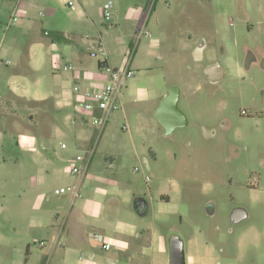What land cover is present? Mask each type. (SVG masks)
<instances>
[{
  "label": "rangeland",
  "instance_id": "obj_1",
  "mask_svg": "<svg viewBox=\"0 0 264 264\" xmlns=\"http://www.w3.org/2000/svg\"><path fill=\"white\" fill-rule=\"evenodd\" d=\"M66 1L0 0V62L8 60V68H19L27 48L34 73L33 79L10 77L18 81L17 93L56 96L61 87L72 85L73 71L67 68L71 59L59 52L67 43H51L39 28L57 30L48 8L64 25L75 23V11ZM158 8L164 15L157 30L162 45L154 58L147 55L145 37L133 49L135 75L125 81L121 108L99 135L89 123L70 125L67 113L55 109V131L37 140L35 163L28 147L16 153L19 164L11 160L13 153L0 152V201L28 203L34 196L35 212L41 217V225L30 226L28 207L23 223L15 221L14 209L0 215V228L6 227L2 224L6 217L18 225L19 233L7 246L0 236V264L12 263L11 245L23 240L29 245L28 264H111L106 258L109 248L120 252L114 264H132L133 258L168 264L170 234L184 240L186 264H264V0H169ZM99 12L97 8L101 21ZM119 34L121 29L113 26L100 34L117 67L128 58L127 49L123 54L118 50ZM95 36L98 33L91 35ZM179 37L203 44V57L190 51L179 65L176 55H185ZM247 47L255 62L240 72L236 67L242 68ZM214 62L224 71L220 81L197 76L198 67ZM172 85L181 88L178 107L187 124L166 135L154 109ZM61 142L67 148L62 149ZM77 154H90L82 198L75 199L76 206L86 204L89 223L84 228L90 250L70 247L64 240L54 246L50 239L64 226L72 200L70 194H55L54 189L79 179L69 171ZM19 168L27 175L25 182L11 174ZM22 186L26 191L15 194ZM128 192L143 196L155 217L141 220L131 201L123 203L118 221L109 222L103 205L114 194L124 199ZM161 194L169 195L168 204L160 200ZM208 203L213 204L212 214L206 210L211 209ZM235 207L244 208L247 218L232 223ZM119 223L132 224L142 233L135 247H121L107 234L106 230L113 234ZM93 233L103 234L109 248L99 247L91 239ZM154 233L161 245L158 250L151 243ZM3 234L10 237V232Z\"/></svg>",
  "mask_w": 264,
  "mask_h": 264
},
{
  "label": "crops",
  "instance_id": "obj_2",
  "mask_svg": "<svg viewBox=\"0 0 264 264\" xmlns=\"http://www.w3.org/2000/svg\"><path fill=\"white\" fill-rule=\"evenodd\" d=\"M65 1L66 0H64V2ZM69 1L72 2V6L68 5L67 2ZM107 1L112 2V14L110 21H104L103 17L101 21H99V18L96 16V9L98 8L99 11L102 12L103 4ZM160 2H162L163 5H167L169 0H67V6L74 9L75 11V23H70L69 21L68 24L64 25L61 20L55 16V11L52 8H48L49 19L57 30H55V32H50L43 26H40L39 28L44 37L49 36L48 40L51 43H67V47L62 50L59 48V52L60 54L70 57V63L76 67V70L72 73L69 81H71V83L80 82L83 85H92L95 79H99L100 75L96 70V61L88 56V51L91 45V40L96 37H101L100 34H102L104 29L110 30L112 26L121 29L122 34H119L115 37L118 45H120V48L118 49L120 53L123 54L124 50L130 47H134L133 49L137 48V46H139L141 43V38L145 37L147 39L145 46H149L147 55L149 57H155L157 54L156 48L159 49L162 45V40L157 33V30L159 29L158 23L162 20V18L164 19L162 10L158 8ZM43 14L44 13L42 12L41 15ZM245 16L246 15L244 14L242 17L246 18ZM141 28L147 29L150 32V36H141V38L136 41L135 33ZM81 29H83V31H81ZM95 32L98 33L99 36L91 37V35L93 36V33ZM177 40L179 45L181 44L183 47L182 52L185 51V55L183 54L182 57H180L178 54L176 55L178 63L180 60L182 61L184 57H186V54L188 55L190 51L194 55H202L203 44H200L201 46L198 45V40L191 41L190 37L187 40H184L183 38L181 39V37H179ZM250 49V47L245 49V53L248 54V57L244 60L242 68L240 64H238L236 67V69H238L240 72L243 70V68L249 70L252 63L254 64L255 62L252 60L255 58H252L253 55ZM133 56L134 55L132 53L131 59L129 61V66L131 68ZM111 57L112 54L110 53L108 55L109 65L117 67V65L112 64ZM28 58V50L25 48L21 66L19 68H8V60L0 62V152L3 150L5 152L6 150L9 153H13V155L10 156L11 160L15 161L17 164L20 162L18 157L19 154L16 153L23 151L24 147L29 148V152H31L30 158L33 159V163H35V157L38 155L35 151L37 140H39L42 135L50 136L53 129L55 131L53 123H55V120H57L58 117L55 118L53 111L56 109L57 111L61 110L62 112L67 113L71 110V107L64 106L63 102L59 100L60 94H62V92L68 89L70 86L61 87L59 93L56 96H47L42 98H30L24 94L17 93L18 86L15 84L18 83V81L16 79H11L10 77L14 75H24L29 76L32 79L34 78V73L29 66ZM208 65L209 64H205L195 70L198 77L204 73L205 68ZM188 78H190V76H188L186 79ZM144 98L148 99L147 95L146 97L144 96ZM161 100L156 102L155 109ZM48 119H50L52 122H50V120L48 122ZM79 142L80 141H78L76 144H79ZM11 174L16 175L19 181L25 182V177L27 175L22 169H16ZM85 175H76L79 178L77 182L67 184L76 186L80 196L75 197L71 193H65L70 194L72 200L69 204V211L66 216L64 226L56 234L50 235V239L53 241L54 246H57L62 240H64L66 243H69L70 247L80 250H90V242L87 239V233L85 234L84 228L89 223V217L85 210L86 204L84 205L81 203L79 206H76L75 204V199L82 198L81 188ZM25 191V187L22 186L20 189L15 191V194H20V192ZM130 193L131 192H128L124 199H120L114 194L106 201L105 205H103L102 208L104 209L105 218L109 222L112 223L114 221H118L121 215L123 203L131 202L135 197V195L132 197ZM31 198L32 201H29L28 203H26L24 199L17 200L15 202L7 200L4 202L0 201V215L9 209H14L11 211V213L12 216L14 215L15 221H17V223L20 221L23 223V219L26 217V208L28 207L32 210V212L28 215L29 224H31L30 226H33L32 224L35 222H37L38 226L41 225L40 214L35 212V197L33 196ZM168 203L169 202H166L165 204ZM134 212L138 218L141 220H146L144 217L139 216L135 210ZM2 220H4V222L2 221V224H4L6 227L0 228L2 229L0 236H2V239L4 240L3 243L7 246L13 236L19 235L18 225H12V223H10L6 217L2 218ZM106 231H108V235L117 239L121 247H135V243H139L140 236L142 234L141 232L140 235L137 233L136 227L134 225L125 223H119L116 227V230L113 231V234L109 230ZM9 232L10 237L4 236L3 233L6 234ZM158 238L159 237L156 233L152 235L151 243H153L155 246V250H158L161 246ZM26 242V240H23L19 245H11L13 255L11 264H28L29 245L24 244ZM41 242L43 243L41 247H45L46 245L44 242ZM146 242L147 241L144 243ZM93 255L94 253L90 251V256L92 257ZM106 258L111 264L117 263L120 260L119 249L109 248ZM133 259L134 263L132 264H152V258Z\"/></svg>",
  "mask_w": 264,
  "mask_h": 264
},
{
  "label": "built area",
  "instance_id": "obj_3",
  "mask_svg": "<svg viewBox=\"0 0 264 264\" xmlns=\"http://www.w3.org/2000/svg\"><path fill=\"white\" fill-rule=\"evenodd\" d=\"M67 3L69 6H72V2L69 1ZM39 13L42 14V12ZM111 14L112 2L107 1L102 7L104 21H110ZM16 21L17 17H13L12 22ZM230 23L232 24L231 21ZM141 36L149 37L150 32L145 28H141L135 33L136 41ZM133 48L130 47L127 49L126 55H128V58L125 60L124 65L121 67H113L108 63V54L102 39L96 37L91 40L88 56L96 61V70L100 77L99 79H95L92 85H83L80 82H74L60 94L59 100L63 102V105L71 107V110L67 112L70 125H76L78 122H82L83 124L89 123L99 135L108 123L109 118L120 110V96L124 88V83L128 78L135 75L134 69L129 66ZM67 68L73 72L76 70V67L72 63H69ZM60 147L64 149L67 145L65 142H61ZM74 160L75 163L69 169L70 173L72 175H85L90 163V154L88 156L77 154ZM54 193L59 195L71 193L75 197L80 196L78 188L74 185L55 188ZM91 237L102 249L109 248L108 242L103 234L93 233ZM42 244L40 242V245Z\"/></svg>",
  "mask_w": 264,
  "mask_h": 264
},
{
  "label": "water",
  "instance_id": "obj_4",
  "mask_svg": "<svg viewBox=\"0 0 264 264\" xmlns=\"http://www.w3.org/2000/svg\"><path fill=\"white\" fill-rule=\"evenodd\" d=\"M205 73L211 82H218L224 76V71L219 64L208 65L205 68ZM180 94V87L172 85L154 111L156 119L163 126L166 135L172 133L175 128L187 124L186 116L178 107ZM247 216L246 210L242 207H235L230 212L232 223H238L246 219ZM167 245L168 264H186L184 240L177 234H170L167 237Z\"/></svg>",
  "mask_w": 264,
  "mask_h": 264
},
{
  "label": "flooded vegetation",
  "instance_id": "obj_5",
  "mask_svg": "<svg viewBox=\"0 0 264 264\" xmlns=\"http://www.w3.org/2000/svg\"><path fill=\"white\" fill-rule=\"evenodd\" d=\"M202 57L203 56L201 55V58ZM210 64H219V63L214 62V63H210ZM203 75L205 76V78H207L209 80L208 75L205 73V71H204ZM160 200L166 203V202L170 201V197H169V195H160ZM132 204H133V209L138 213L139 216L144 217V218H154L155 217L151 213L150 203L143 196L136 195L132 200ZM208 205H210L211 209H208V207H207L206 210L209 214H212L213 213V209H212L213 204L208 203ZM179 218L181 219V215H179Z\"/></svg>",
  "mask_w": 264,
  "mask_h": 264
}]
</instances>
